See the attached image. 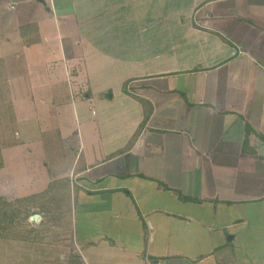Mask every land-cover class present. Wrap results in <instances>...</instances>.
<instances>
[{"label": "crops", "instance_id": "obj_1", "mask_svg": "<svg viewBox=\"0 0 264 264\" xmlns=\"http://www.w3.org/2000/svg\"><path fill=\"white\" fill-rule=\"evenodd\" d=\"M24 92L73 154L62 261L264 264V0H0Z\"/></svg>", "mask_w": 264, "mask_h": 264}, {"label": "rangeland", "instance_id": "obj_2", "mask_svg": "<svg viewBox=\"0 0 264 264\" xmlns=\"http://www.w3.org/2000/svg\"><path fill=\"white\" fill-rule=\"evenodd\" d=\"M27 88L28 86L24 89ZM18 97L11 95V98ZM2 98L5 99L6 97L0 96V99ZM22 98L26 99L27 102H17V99H14V102L0 100V148L2 155L0 200L12 203L9 205L14 206L16 204L20 208L23 200L25 202L24 209H29L33 204H42L48 201L49 198L38 199L39 195L45 191L39 193V190L55 183L57 190L64 192L63 198L58 199L60 205H69L71 199L68 193V177L70 176L68 171L73 164V154L65 150L64 143L66 144V140L63 141L65 134L42 135L41 139L40 135L35 132L36 119L34 117V109L39 103L33 100L28 101L26 92ZM21 109L25 115L31 117L25 124H19L18 112ZM64 125L65 127L71 126L69 122L67 124L64 122ZM48 182V186L44 187V183ZM28 199H34V201L26 202ZM56 214L58 213L56 212ZM30 218L28 222L33 225L31 229L36 227V231H38L40 221L33 223ZM16 227L20 228L21 226L17 225ZM11 230L8 233H6L7 231L3 232L7 235L0 237V264H38L40 259L45 261V264H67L60 258L59 254H63V252L60 250L59 243V254L56 249L52 252L54 246L49 248L50 241L55 240L52 238L55 236L53 233L42 239L41 247L43 250L40 258L36 252L40 246L38 242L33 243L24 240V237H27L24 229L21 232H17L15 229ZM34 236H36L35 239H39L37 235ZM61 249L63 250V247Z\"/></svg>", "mask_w": 264, "mask_h": 264}, {"label": "trees", "instance_id": "obj_3", "mask_svg": "<svg viewBox=\"0 0 264 264\" xmlns=\"http://www.w3.org/2000/svg\"><path fill=\"white\" fill-rule=\"evenodd\" d=\"M0 167H2L1 148H0ZM47 192L49 193L48 195L46 194ZM63 193H64L63 191L57 190V186L55 185V183H52L38 197V199L43 197L49 198L48 201L42 204H37L36 202H34L36 204L31 205L29 209H24L25 202L23 200L21 202V208L16 204L14 206L9 205L12 203H6V201L2 202L0 200V237H2L3 235H7L6 233L12 231L11 229H15L17 232H21L24 229V231H26L24 233L27 234V237L26 238L24 237V240L26 239L28 242H33V243L38 242L40 244L38 251H36L38 252V254H41L43 250L41 247L42 245L41 243L43 242L42 239L45 236H50L53 233L55 236L53 237L51 236V237L54 238L55 240L60 241L62 235H64L65 230L67 228V221H68L67 218L70 214L69 206L71 205V204L60 205V200L58 199L63 198ZM29 200L31 199H28L26 202H28ZM33 201L34 199L31 200V202ZM9 210L11 214L8 213ZM55 211L58 214H56ZM35 215H39L42 218L41 222L39 223L38 231H36V227L31 229L33 225L28 222L29 218ZM17 225L21 227L15 228V226ZM5 231L7 232L3 233ZM34 235H37L39 239H35L36 236ZM51 242L54 241H50L49 248L54 246L52 245ZM55 248L52 249V252L55 250ZM38 264H45V261L39 260Z\"/></svg>", "mask_w": 264, "mask_h": 264}, {"label": "water", "instance_id": "obj_4", "mask_svg": "<svg viewBox=\"0 0 264 264\" xmlns=\"http://www.w3.org/2000/svg\"><path fill=\"white\" fill-rule=\"evenodd\" d=\"M30 220L32 222H38L40 220V216L39 215H35V216L31 217Z\"/></svg>", "mask_w": 264, "mask_h": 264}]
</instances>
